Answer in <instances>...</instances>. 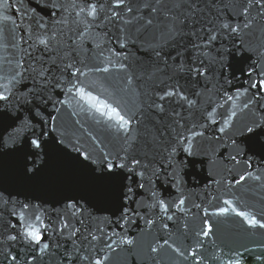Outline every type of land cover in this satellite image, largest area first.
<instances>
[{
  "label": "water",
  "instance_id": "obj_1",
  "mask_svg": "<svg viewBox=\"0 0 264 264\" xmlns=\"http://www.w3.org/2000/svg\"><path fill=\"white\" fill-rule=\"evenodd\" d=\"M0 264H264V0H0Z\"/></svg>",
  "mask_w": 264,
  "mask_h": 264
}]
</instances>
